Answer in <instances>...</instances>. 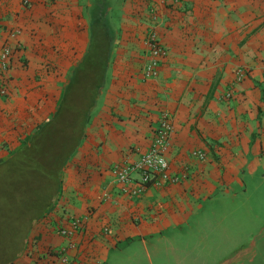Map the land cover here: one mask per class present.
I'll return each instance as SVG.
<instances>
[{"label": "crops", "instance_id": "crops-1", "mask_svg": "<svg viewBox=\"0 0 264 264\" xmlns=\"http://www.w3.org/2000/svg\"><path fill=\"white\" fill-rule=\"evenodd\" d=\"M23 1L0 0V50L13 48L0 162L55 115L88 53L108 51L110 63L61 188L10 264H264V0H127L125 10L113 0L117 19L99 23L98 42L87 0ZM119 17L130 20L124 30ZM148 31L167 49L154 78L143 73ZM164 125L180 179L133 196L114 167L148 152ZM74 219L83 228L61 235Z\"/></svg>", "mask_w": 264, "mask_h": 264}, {"label": "trees", "instance_id": "trees-1", "mask_svg": "<svg viewBox=\"0 0 264 264\" xmlns=\"http://www.w3.org/2000/svg\"><path fill=\"white\" fill-rule=\"evenodd\" d=\"M109 63L110 52L108 53V51L103 53L101 58L93 56V52L88 53L84 61L74 69L65 97L55 115L39 127L38 132L28 143L13 152L10 158L0 163V166H2L4 162L9 160L14 165L16 163L18 170L22 169L20 165L26 167L28 170L36 167L34 165H38L42 171L53 170L46 175L56 178V191L43 202L44 204L38 205V208L35 206L37 200L34 201V204L31 202L36 213L27 220L29 224L31 222L34 223L45 215L61 188L63 170L85 135L83 123H85L84 120H90L91 110L97 102L96 97H98L100 89L104 87ZM98 77H101V79ZM86 87L91 88L92 92L87 94V110L83 112V110H79L77 101L80 97V90ZM73 113L75 119L73 118ZM70 114L73 118L72 121L78 125V128H68L70 125H67V121H70ZM33 158L35 159L34 162H32ZM16 257L17 255L9 259L5 258L3 261H0V264H10Z\"/></svg>", "mask_w": 264, "mask_h": 264}, {"label": "rangeland", "instance_id": "rangeland-1", "mask_svg": "<svg viewBox=\"0 0 264 264\" xmlns=\"http://www.w3.org/2000/svg\"><path fill=\"white\" fill-rule=\"evenodd\" d=\"M118 1V5L125 10L127 8V0ZM135 4H137V2ZM134 7L138 8L139 6L134 5ZM121 11L123 12V10ZM112 18L117 19L115 16ZM121 19L122 18L119 17L116 26L121 29L122 25V29L124 30V28H127L125 24L130 22V20L126 17H124L122 21ZM100 25L102 24L100 23ZM100 25L99 23L93 24L91 28L92 36L94 40L97 39V42L102 39ZM138 25L141 27L143 21H138L137 27ZM124 34L125 31L118 34L119 42L122 38L124 39ZM147 34V32L144 33L145 44L147 41ZM34 161L35 159L33 158L32 162ZM34 166L36 167H32L28 170L26 167L20 165L22 169L18 170L16 168V163L14 165L9 160L0 166V261L18 255L24 248L26 239L34 223L37 221L36 220L34 223L31 222L30 224L27 221L30 216L36 213L34 212L35 208L32 207L31 202L34 204V201L37 200L35 206L38 208V205L41 206V204L56 191V178L51 175H46L53 170L42 171L38 165Z\"/></svg>", "mask_w": 264, "mask_h": 264}, {"label": "built area", "instance_id": "built-area-1", "mask_svg": "<svg viewBox=\"0 0 264 264\" xmlns=\"http://www.w3.org/2000/svg\"><path fill=\"white\" fill-rule=\"evenodd\" d=\"M25 5H29V0L23 1ZM14 36V33L10 34ZM147 48L150 51L149 59L143 69L146 78H154L158 75L160 59L166 56L167 49L161 43L158 34L154 31H149L146 36ZM13 48L10 44H5L0 50V96L7 91V85L4 83L2 76L6 73L11 65ZM245 71H238V79H242ZM231 92L226 96H230ZM170 126L164 125L161 128L152 143L150 150L144 153L138 160L125 162L114 167V172L119 183L129 189V185L135 184L130 194L136 196L142 193L149 185L161 186L163 184L176 183L180 177L169 172V162L165 155V150L168 143ZM194 154L200 158L204 157L201 151H196ZM84 222L82 219H74L70 222L69 227H60L61 235L71 237L83 228ZM67 249L65 247L57 250V254L62 262H67Z\"/></svg>", "mask_w": 264, "mask_h": 264}, {"label": "flooded vegetation", "instance_id": "flooded-vegetation-1", "mask_svg": "<svg viewBox=\"0 0 264 264\" xmlns=\"http://www.w3.org/2000/svg\"><path fill=\"white\" fill-rule=\"evenodd\" d=\"M90 4L89 7V20L91 21L92 25L93 23H101L102 25H105L107 28H112L114 26V21L112 17L113 11L109 9V4L113 0H87ZM92 25L90 26V29L92 28ZM103 34V32H101Z\"/></svg>", "mask_w": 264, "mask_h": 264}]
</instances>
